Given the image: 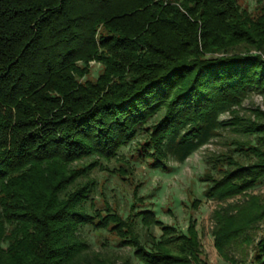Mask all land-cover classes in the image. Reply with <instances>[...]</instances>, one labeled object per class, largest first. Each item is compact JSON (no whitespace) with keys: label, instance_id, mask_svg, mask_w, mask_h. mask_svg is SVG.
Wrapping results in <instances>:
<instances>
[{"label":"trees","instance_id":"16d2710c","mask_svg":"<svg viewBox=\"0 0 264 264\" xmlns=\"http://www.w3.org/2000/svg\"><path fill=\"white\" fill-rule=\"evenodd\" d=\"M251 93L264 96V0L252 12L241 0H0V264H133L88 253L84 227L138 264H208L194 220L186 232L150 210L124 220L95 207L89 175L142 133L140 157L165 170L226 128L255 142L208 162L206 199L245 196L214 211V247L227 264H264V197L250 194L264 182V111H238ZM119 163L113 174H133Z\"/></svg>","mask_w":264,"mask_h":264},{"label":"rangeland","instance_id":"374dc122","mask_svg":"<svg viewBox=\"0 0 264 264\" xmlns=\"http://www.w3.org/2000/svg\"><path fill=\"white\" fill-rule=\"evenodd\" d=\"M258 0H241L243 8L252 12ZM102 67L98 63H91L90 79H96L101 73ZM259 108L264 111V96L258 93H251L238 109L239 115L252 118V111ZM232 118L229 113L220 117L221 121H228ZM158 117H154L149 123L154 124ZM146 134L142 133L127 147L122 149L118 155L124 158L133 171L131 176L123 179L111 172L119 168L121 163L118 160L111 162L102 161L103 166L110 171L95 169L89 175V179L95 184L92 199L96 208L103 209L109 204L124 219H128L139 211L150 210L162 224L175 227L179 232H186L191 220L197 223V230L200 235L202 257L208 264H227L217 253L213 246L214 222L212 219L215 210L226 207L229 204L243 202L244 195H239L224 202L208 200L205 197L207 183L203 181L210 167L208 162L218 156L228 155L235 148L234 141L255 142L254 136L239 135L231 129L226 128L219 131V135L213 138L208 144L200 147L184 162H177L169 159L167 169L155 170L150 167V161L140 157V150L145 143ZM243 163L248 160L237 156ZM124 164V163H123ZM213 174L217 177V171ZM87 179L81 182H86ZM138 189V199L133 197ZM250 194L264 197V182L255 187ZM199 201L198 208L193 206ZM88 207H90L88 205ZM136 219V220H135ZM136 230L144 236L141 219L135 218ZM264 225L261 227L262 233ZM159 235L160 231L155 228ZM80 237L88 246V253H101L112 260L121 263L129 259L133 264H138L134 256V249L119 244L118 238L107 231H96L91 227H84L79 232ZM5 247V245H4ZM247 264H253L251 258Z\"/></svg>","mask_w":264,"mask_h":264},{"label":"crops","instance_id":"0c3cea01","mask_svg":"<svg viewBox=\"0 0 264 264\" xmlns=\"http://www.w3.org/2000/svg\"><path fill=\"white\" fill-rule=\"evenodd\" d=\"M213 246H214V242H213ZM215 248V247H214Z\"/></svg>","mask_w":264,"mask_h":264}]
</instances>
